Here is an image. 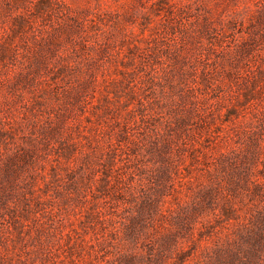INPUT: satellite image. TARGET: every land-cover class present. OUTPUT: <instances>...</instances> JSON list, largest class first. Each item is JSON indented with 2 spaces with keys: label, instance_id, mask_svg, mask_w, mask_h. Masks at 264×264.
Returning <instances> with one entry per match:
<instances>
[{
  "label": "rangeland",
  "instance_id": "rangeland-1",
  "mask_svg": "<svg viewBox=\"0 0 264 264\" xmlns=\"http://www.w3.org/2000/svg\"><path fill=\"white\" fill-rule=\"evenodd\" d=\"M257 2L0 0L2 50L15 45L19 51L17 58L0 62V264H118V249L103 243L109 236L95 213L111 218L106 201L113 197L107 192L114 175L134 170L138 178L155 172L151 137L164 134V117L173 112L181 79L201 82L203 70L211 72L207 78L213 85L205 80L198 94L211 100L178 111L188 119L183 137L198 139L204 151L216 156L233 155L256 137L263 148L254 175L264 181V94L253 84L264 82V29L250 26ZM241 27L256 29V50L230 57ZM41 55V75L66 64L64 82L77 85L93 72L98 82L90 89L91 104L73 105L63 95L51 99L52 89L44 83L35 95L27 91L24 101L15 98L7 87L12 68L19 60L34 66ZM92 142L103 146L93 179L87 178L85 157ZM26 148L34 149L33 160L18 175L11 171V182L7 164L21 163ZM197 159L180 165L181 176L191 174L183 177V185L176 183L177 199L168 197L166 206L190 204L198 184L206 181L202 152ZM247 188L231 197L229 218L221 202L219 215L209 212L203 221L211 220L221 235L237 222L262 223L264 197H253ZM216 237L202 240L198 252L212 251Z\"/></svg>",
  "mask_w": 264,
  "mask_h": 264
},
{
  "label": "trees",
  "instance_id": "trees-1",
  "mask_svg": "<svg viewBox=\"0 0 264 264\" xmlns=\"http://www.w3.org/2000/svg\"><path fill=\"white\" fill-rule=\"evenodd\" d=\"M250 26L253 29L255 27L264 29V0H258L257 10ZM239 32L241 38L236 42L234 50L231 48L227 52L230 57L244 56L256 50L254 49L257 42L254 35L256 29L252 31L241 27ZM260 38L264 40V32L260 33ZM262 50L264 51V48ZM18 53L15 45L3 47L2 50V42H0V62L10 55L17 58ZM34 60V66L31 63L24 65L19 60L18 66L12 68L7 87L15 98L24 101L27 91L35 95L40 91L39 85L44 83L52 89L49 92L51 99H58L60 95H63L70 99L73 105L83 107L85 104H91L90 89L98 82L93 72L87 73L79 79L77 85H73L70 82H64L62 78L68 65L62 64L52 75H41L42 73H38V70L44 63L43 56L36 57ZM207 73L211 72L203 70L204 80L201 82H198L196 78L192 83L186 82L185 79L179 82L181 93L178 99L172 100L174 109L171 108V111L173 112H168L164 117L166 127L164 134L162 137H151L149 150L158 164L155 172L150 171L147 176L136 178V171L125 170L119 175H114L115 183H111L108 179L109 175L106 174L105 180L108 184L111 183L107 195L113 196L106 202L111 203L112 216L107 218L102 211H97L95 216L96 222L107 231L109 236L103 239V243L118 249L115 256L118 264L264 263V214L262 223L255 225L253 220L247 223L237 222L226 227L228 230L223 235L219 234L217 225L212 224L211 220L203 221L202 219L209 212H213L216 218L219 215L216 210L221 202V212L229 218L233 214L232 206H228L232 203L231 197L237 196L246 187L253 197H264V181L255 178L254 175L255 170H259L258 162L263 148L260 146L259 139L252 138L247 146L240 147L238 152L234 151L233 155L221 152L216 156L212 152L204 151L198 145L201 142L198 139L183 137L188 129L185 125L188 119L180 115L178 111L210 102L211 98L207 94H200L202 92L198 94L201 91V84H206L205 80L209 86L213 85V80L207 78ZM38 74H40L39 77ZM253 84L260 95L264 94V82L255 80ZM216 86L219 87V85ZM59 89H65V91L59 92ZM53 91L55 93L51 94ZM249 94L246 93L245 98ZM1 96L2 80H0ZM1 104L0 100V109H2ZM205 139L210 141L215 138L205 137ZM133 142L136 143L135 140ZM107 145L111 147L112 143L109 142ZM209 146L211 145L208 144L205 147ZM102 149L101 144L92 142L90 150L85 154L87 178L93 179L99 172L94 168V161L100 157ZM198 152H202L205 157L203 160L205 167L202 170H204L203 175L206 181L198 184V190L194 193L190 204L178 203L177 208L172 205L166 206L168 197L177 199L176 183H181L183 177L191 174V171H188L187 175L181 176L180 165L187 158L191 160L192 165L198 162ZM34 153V149L26 148L23 154L19 155L21 163H17L14 159L7 164L6 175L11 182L14 178L9 175L10 172L14 171L18 175L25 165L33 160ZM81 181L85 182V178L83 177ZM180 185H183V182ZM1 205L2 185H0ZM199 223L201 226H198ZM212 235H217L213 239L212 251L203 253L202 250L199 253L200 242Z\"/></svg>",
  "mask_w": 264,
  "mask_h": 264
}]
</instances>
